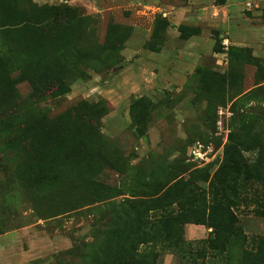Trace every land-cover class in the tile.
<instances>
[{
  "label": "rangeland",
  "instance_id": "1",
  "mask_svg": "<svg viewBox=\"0 0 264 264\" xmlns=\"http://www.w3.org/2000/svg\"><path fill=\"white\" fill-rule=\"evenodd\" d=\"M0 264H264V0H0Z\"/></svg>",
  "mask_w": 264,
  "mask_h": 264
},
{
  "label": "trees",
  "instance_id": "2",
  "mask_svg": "<svg viewBox=\"0 0 264 264\" xmlns=\"http://www.w3.org/2000/svg\"><path fill=\"white\" fill-rule=\"evenodd\" d=\"M60 7L71 9V7L66 5H58V6H45V11L47 12V15L49 14L52 15L51 12H53L54 13L53 16L55 17L54 19H58L57 21H61V23L63 24H71L73 22L72 20L73 15L71 14L69 17H66L64 13L58 12ZM45 21H47V19H45ZM6 25L9 26V24ZM80 37L81 34L78 35L77 33L75 39H78ZM234 218H235L234 213L227 204H225L224 202L214 201L212 203V207L209 208L207 214V220L205 222V224L208 227H213L214 235L204 241L206 242L208 240L210 245L214 244V246L212 247L215 248V247H219V240H221L220 245L224 247L225 240H227L229 236L233 234Z\"/></svg>",
  "mask_w": 264,
  "mask_h": 264
},
{
  "label": "crops",
  "instance_id": "3",
  "mask_svg": "<svg viewBox=\"0 0 264 264\" xmlns=\"http://www.w3.org/2000/svg\"><path fill=\"white\" fill-rule=\"evenodd\" d=\"M209 228L202 224L189 223L186 226V237L188 239H198L208 236Z\"/></svg>",
  "mask_w": 264,
  "mask_h": 264
}]
</instances>
